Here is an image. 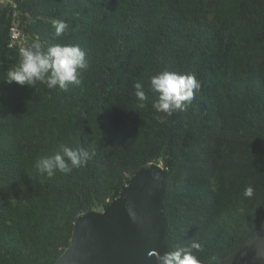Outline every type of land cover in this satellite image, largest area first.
<instances>
[{
    "label": "trees",
    "instance_id": "obj_1",
    "mask_svg": "<svg viewBox=\"0 0 264 264\" xmlns=\"http://www.w3.org/2000/svg\"><path fill=\"white\" fill-rule=\"evenodd\" d=\"M14 1L0 6V264H55L78 216L109 204L150 161L167 169L173 250L195 239L201 264H217L242 248L264 221V0ZM54 19L70 25L60 38ZM14 21L28 42L10 45ZM34 40L79 45L81 85L4 82ZM165 70L201 87L161 123L149 80ZM62 144L94 155L70 174H38L37 157Z\"/></svg>",
    "mask_w": 264,
    "mask_h": 264
},
{
    "label": "water",
    "instance_id": "obj_2",
    "mask_svg": "<svg viewBox=\"0 0 264 264\" xmlns=\"http://www.w3.org/2000/svg\"><path fill=\"white\" fill-rule=\"evenodd\" d=\"M166 180L162 163L142 166L109 204L78 216L71 243L55 264H159L158 256L173 251L164 212ZM217 264H264V221L242 248Z\"/></svg>",
    "mask_w": 264,
    "mask_h": 264
},
{
    "label": "clouds",
    "instance_id": "obj_3",
    "mask_svg": "<svg viewBox=\"0 0 264 264\" xmlns=\"http://www.w3.org/2000/svg\"><path fill=\"white\" fill-rule=\"evenodd\" d=\"M51 24L56 38L62 37L70 27L63 19H54ZM87 68L86 53L79 45L58 43L49 45L45 49L39 40H34L30 45L19 48L16 62L6 71L2 80L7 84L16 83L29 87H35L40 83L48 89L59 87L67 91L69 85H81L80 77ZM200 87L194 74L165 70L153 75L149 80V90L156 94L152 108L156 113L164 114L157 119L164 123L166 117L186 108L195 99ZM132 94L139 107L143 108L148 96L140 81L134 83ZM92 155L94 153H89L84 148H73L62 144L54 155L37 157L34 167L38 174L46 175L51 179L57 172L67 175L73 169L86 166ZM254 191L252 186H247L243 195L252 198ZM128 212L135 221L136 213L133 208L129 207ZM193 250L195 253L203 252L204 246L200 241L193 239L186 248H178L158 256L159 264H201L199 256L194 254Z\"/></svg>",
    "mask_w": 264,
    "mask_h": 264
},
{
    "label": "built area",
    "instance_id": "obj_4",
    "mask_svg": "<svg viewBox=\"0 0 264 264\" xmlns=\"http://www.w3.org/2000/svg\"><path fill=\"white\" fill-rule=\"evenodd\" d=\"M8 1L9 3H11L12 6H16V3L14 0H0V6L4 3ZM17 11H14V16H17ZM11 44L10 45H14V44H20L23 42H28L29 40V35H27L24 31L23 28L21 27L19 21H14L11 29Z\"/></svg>",
    "mask_w": 264,
    "mask_h": 264
}]
</instances>
